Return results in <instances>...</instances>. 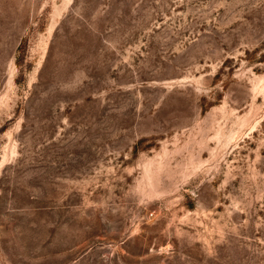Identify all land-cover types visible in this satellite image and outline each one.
<instances>
[{
  "label": "rangeland",
  "instance_id": "rangeland-1",
  "mask_svg": "<svg viewBox=\"0 0 264 264\" xmlns=\"http://www.w3.org/2000/svg\"><path fill=\"white\" fill-rule=\"evenodd\" d=\"M0 264H264V0H0Z\"/></svg>",
  "mask_w": 264,
  "mask_h": 264
}]
</instances>
